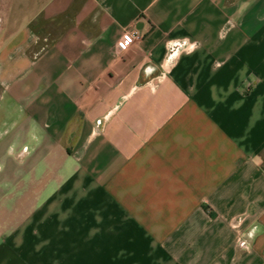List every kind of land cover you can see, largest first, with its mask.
<instances>
[{
    "label": "crops",
    "instance_id": "0c3cea01",
    "mask_svg": "<svg viewBox=\"0 0 264 264\" xmlns=\"http://www.w3.org/2000/svg\"><path fill=\"white\" fill-rule=\"evenodd\" d=\"M37 1L0 41V264H264V0Z\"/></svg>",
    "mask_w": 264,
    "mask_h": 264
},
{
    "label": "rangeland",
    "instance_id": "374dc122",
    "mask_svg": "<svg viewBox=\"0 0 264 264\" xmlns=\"http://www.w3.org/2000/svg\"><path fill=\"white\" fill-rule=\"evenodd\" d=\"M39 4L37 0H0V41L11 34L13 25L31 19Z\"/></svg>",
    "mask_w": 264,
    "mask_h": 264
},
{
    "label": "built area",
    "instance_id": "2783aa9c",
    "mask_svg": "<svg viewBox=\"0 0 264 264\" xmlns=\"http://www.w3.org/2000/svg\"><path fill=\"white\" fill-rule=\"evenodd\" d=\"M141 39V35L133 30V31H126L123 33L119 41L117 42V46L120 49H125L130 47L135 42L139 41Z\"/></svg>",
    "mask_w": 264,
    "mask_h": 264
}]
</instances>
